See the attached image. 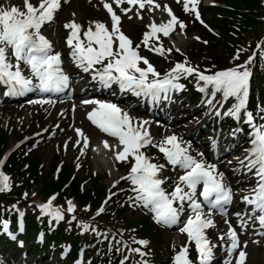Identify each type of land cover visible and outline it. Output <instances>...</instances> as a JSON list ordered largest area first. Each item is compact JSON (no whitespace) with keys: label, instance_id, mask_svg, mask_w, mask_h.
Returning a JSON list of instances; mask_svg holds the SVG:
<instances>
[{"label":"snow or ice","instance_id":"snow-or-ice-1","mask_svg":"<svg viewBox=\"0 0 264 264\" xmlns=\"http://www.w3.org/2000/svg\"><path fill=\"white\" fill-rule=\"evenodd\" d=\"M63 2L67 3L68 0ZM176 2H182L184 12L194 14L195 19L203 24L197 10L199 0H176ZM100 3L110 17L111 28L109 29L100 21L89 22L88 28L82 33L87 40V45L81 40V25L78 22L70 20L63 26L68 30L66 44L70 49L73 62L84 72L94 70L93 79L98 80L102 87L110 88L112 84H117L121 91H131L137 96L143 95L151 97L152 100H158L161 93L167 95L172 89L182 88L183 86L177 83L181 77L195 74L198 82H204V87L199 89L201 92L211 85L213 95L222 92L225 100L230 97L235 98L236 103L224 115L239 119L241 111L244 110L246 122L252 123L253 114L246 110L252 75L246 64L252 62V57H249L245 65L218 71L212 75H205L196 68L188 66L185 60L184 63H176L161 77V74L138 50L144 47L158 55H163L165 51L170 52L171 49L165 50L162 46H151L149 42L151 39L158 41V34L169 36L177 25L183 32L186 27L184 22L173 14L167 4L161 6L156 0H111V3L108 0H100ZM125 3L130 7H121ZM113 5L124 15H128L135 9L134 15L139 19H143L142 10L148 13L155 11L166 13L168 18L161 19L159 22L152 19L145 26L149 30L143 33L141 42L134 45V42L121 31V16L114 10ZM61 7L62 0H37L36 3L32 0H22V5L0 3V83L9 87L6 94L23 95L33 90L41 93H59L68 87L69 77L61 68V54L53 52L52 44L41 34L42 27L54 20ZM132 18L131 15L128 16V19ZM194 39L199 40V37ZM117 42L118 46L114 47ZM176 51L180 50L177 48ZM141 63L146 67H140ZM21 65L28 69L29 75H24V68ZM95 65H103V67L94 69ZM149 74L153 79L149 80ZM40 102L30 101V103ZM81 103L95 105L92 111L88 112L87 118L101 132L117 141L111 145L106 140L102 141L103 146L114 150L116 160L131 165L127 176L121 179L134 186L131 190L136 193L135 201L152 212L153 219L157 223L169 226L182 224L179 231L186 234L188 243L173 255V264H212L214 249L218 245L209 240L206 230L216 227L212 219L214 211L225 216L224 223L227 225V230L218 237L221 241L220 246L224 247L228 258L236 254L235 264H245L247 252L244 248L247 247V242H244L243 247L241 246L236 229L226 218V206L232 201V191L225 183L224 174L217 172L215 164H208L189 155L188 149L182 146V142L175 135L167 136L159 142L154 141L147 128L149 121L137 122L136 118L131 117L127 111H123L116 104L99 100H84ZM207 103L210 106L213 105L211 100ZM260 111L264 112V108ZM216 114L220 115L219 112ZM75 131L77 136L83 137L84 148H87L88 138L80 129ZM76 143L79 144L80 141L77 140ZM251 143L254 147L244 160L239 162L248 171L255 170L254 174L258 177L257 187L252 189L255 194L251 198L245 195L242 199L247 205L253 206L252 214L254 215L250 214L249 219H254L259 223L260 228L264 229V126L256 130ZM148 147L157 148L163 154L167 165L184 170V174L179 176L170 194L162 189L164 180L159 178L160 172L166 165L152 162L154 158L146 155L144 151ZM81 153L83 154V148ZM249 156L254 158L249 159ZM3 164L4 160L0 159V166ZM198 185H202L199 193H197ZM113 186L115 187V184ZM6 191H10L9 177L0 171V193ZM197 196L202 197V201L198 200ZM53 199L55 197L38 207L56 221L62 220L60 210H53L51 207ZM108 199H111V196ZM185 201H187L189 213L187 219L181 222L180 217L185 211ZM174 202H179L178 207L173 206ZM67 204V212H74L75 206L72 202L69 200ZM204 206H207L208 212H204ZM103 212L102 205L96 215ZM235 215L239 226L244 228L247 221L244 220L243 215L239 212ZM81 226L84 231H87L86 224ZM0 231H8L7 221L0 222ZM258 234L264 235V232ZM11 238L15 239V236L12 235ZM137 243L146 245L147 241L140 240ZM189 244L194 245L197 254L196 262L190 259ZM131 251L144 255L139 248L131 249ZM120 264H124V260H121ZM223 264H232V260L226 258Z\"/></svg>","mask_w":264,"mask_h":264},{"label":"trees","instance_id":"trees-1","mask_svg":"<svg viewBox=\"0 0 264 264\" xmlns=\"http://www.w3.org/2000/svg\"><path fill=\"white\" fill-rule=\"evenodd\" d=\"M230 2V7L235 11L238 10L240 18H236L239 19L240 22H242L245 25H251V23L254 22V20L252 19V17H254L255 12L258 11L260 9V0H229ZM222 13L224 11H221ZM229 14H231L232 16H235L233 12H227ZM218 22V20H217ZM222 23L224 24V21H222ZM227 29V28H225ZM6 141L7 139L5 137H2L0 139V151H1V145L5 146L6 145ZM10 161L13 165V168H15V166L17 165L14 156H12L10 158ZM40 162V158L38 156H32V158H30V168L28 170L29 176L30 178L34 179V181L38 184L42 185V193L43 194H47L53 190H57L60 189V187L62 186V184L67 181L69 174H70V168H63L62 169V173L60 174L59 177V181L58 182H53L49 179V176L47 175H43L42 177H40L38 175V169H37V165ZM54 163V162H53ZM53 163H51V165H53ZM52 168V166H51ZM77 180H74V182H72L71 188H73V193L74 195L78 194V188H77ZM97 195L98 197H100L102 195V190L101 189H97ZM78 200L80 204H83L85 201L92 199L90 193L88 191H86V193L82 196H80L78 194ZM137 223V221H133V220H128L127 226L128 225H135ZM144 231H146V229H143ZM143 232V231H142Z\"/></svg>","mask_w":264,"mask_h":264},{"label":"rangeland","instance_id":"rangeland-1","mask_svg":"<svg viewBox=\"0 0 264 264\" xmlns=\"http://www.w3.org/2000/svg\"><path fill=\"white\" fill-rule=\"evenodd\" d=\"M35 1V0H34ZM79 3L82 2V1H78ZM17 111V109H15ZM17 117H20V114L17 115ZM21 119V118H20ZM11 141V139H10ZM40 152V155L42 156V161L44 162V168L42 169L43 173H45V170L47 171V169L49 168V163L52 162V161H56L58 160V157L55 155L54 151L51 149V147H42L38 150ZM37 152V153H39ZM51 156L50 159H48V156ZM88 163L89 165V162H86V164ZM67 164H65L64 166H66ZM88 168H91L90 166H88ZM76 175L79 177V176H83L85 174H88L85 169L83 168L81 172H76ZM101 181L103 183H105L107 181V177L105 175H102L100 177ZM106 184V183H105ZM86 186H89V184L87 183ZM163 236V239L164 241H166V243L170 240V235L167 234V235H164L162 234ZM255 250V251H254ZM250 253H251V260H250V264H261L263 262V257H264V253L261 252V251H258L257 254H255L256 252V249L254 248H250Z\"/></svg>","mask_w":264,"mask_h":264},{"label":"bare ground","instance_id":"bare-ground-1","mask_svg":"<svg viewBox=\"0 0 264 264\" xmlns=\"http://www.w3.org/2000/svg\"><path fill=\"white\" fill-rule=\"evenodd\" d=\"M51 158V156H50V154H49V156H48V159H50ZM103 164V160L102 159H100V158H98V157H96V156H93V166L94 167H99L100 165H102Z\"/></svg>","mask_w":264,"mask_h":264}]
</instances>
